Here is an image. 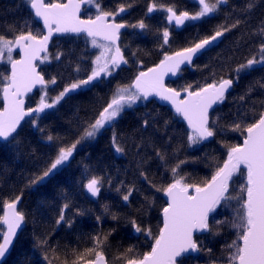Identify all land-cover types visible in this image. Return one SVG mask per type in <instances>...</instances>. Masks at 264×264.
I'll list each match as a JSON object with an SVG mask.
<instances>
[{
  "label": "trees",
  "instance_id": "trees-1",
  "mask_svg": "<svg viewBox=\"0 0 264 264\" xmlns=\"http://www.w3.org/2000/svg\"><path fill=\"white\" fill-rule=\"evenodd\" d=\"M151 1L99 0L105 11H115L120 5H125L127 14L123 18L124 23L131 25L143 20L148 25L146 31L126 27L121 34L119 46L128 60L127 66L95 81L94 86L71 93L54 108L26 119L14 140L0 142V215H3L2 201L11 200L21 193L18 210L25 213L23 229L4 264H49V259L52 264H62L65 259L74 258L73 249L83 251L93 247L94 236H103L113 229L102 249H99L103 251L107 264H123L122 254L130 246H134L136 253L150 250L152 238L146 239L145 233L135 232L130 221L134 219L141 228H150L153 236L158 234L162 208L166 204L163 193L151 185L155 184L158 188L171 182V168L180 161H187L177 169L179 175L186 177V182H199L210 177L217 163H222L226 157L223 144L242 141L239 133L227 127L236 118L237 109L244 111L256 105L259 111L260 102L264 101V66L260 65L249 73H241L226 100L210 113V120L220 117L218 134L193 148L187 142L185 125L168 108L153 100L144 102L141 99L126 107L114 124L106 126L95 139L77 145L70 162L51 179L41 185L29 186L30 180L50 165L59 147L70 146L82 135L84 128L106 106L118 85L130 84L140 71L158 64L165 52L171 54L190 46L196 40L211 35L218 25L232 24L237 19L242 21L239 27L226 33L216 45L202 53L189 68L181 69L175 81L167 83V86L177 90L189 84L203 86L221 77L235 78L233 70L236 66L254 54L258 55L262 38L257 30L264 27V0H254V8L247 12L244 11L247 0H227L213 17L190 21L179 32L167 26L161 16L147 17L146 8ZM154 2L158 6H175L179 11L190 13L198 10L189 6L188 0ZM129 4L131 7H127ZM96 12L95 5H90L81 17H94ZM34 20L24 0H0V34L11 38L8 29L15 27L19 31L26 21L34 33L43 31ZM165 27L170 32V39L161 49V34ZM57 52L64 54L59 61L54 59ZM47 54L50 59L39 65V71L46 80L57 77V83L48 85L46 89L48 97L52 98L66 84L85 79L91 72L93 60L100 53L85 36H64L51 41ZM17 57L14 49L12 58ZM77 66L79 72L76 71ZM8 68L5 57L0 61V73L8 75ZM2 87L0 84V89ZM250 87L251 92L248 91ZM246 93V103L239 101L238 98ZM41 95L42 90H39L27 97L26 108L36 107ZM33 119L37 120L38 127L32 126ZM145 120L148 121L147 126L144 125ZM114 132L117 143L124 149L123 153L114 151ZM49 134L55 137L51 142L46 139ZM141 172L146 174L147 180L140 175ZM92 176L102 179L101 191L96 197L84 188L87 179ZM243 183L245 170L241 169L230 183L232 195L237 194ZM130 187L136 190L125 202L122 196ZM65 203L70 205L65 210V220L72 221L71 227L66 222L56 224ZM236 207L234 201L230 207L219 206L209 218L210 226L216 219L231 220ZM114 215L117 217L115 220L112 218ZM97 217H100L99 221ZM44 237L48 238L50 249H55V252L47 251L48 259H45V249L38 244V240ZM236 238V230L230 226L221 228L218 236L209 232L196 235L194 239L203 248L212 249L211 256L202 251L185 258L183 264H213V260L215 264H226L225 260L216 258L221 257L225 243H231Z\"/></svg>",
  "mask_w": 264,
  "mask_h": 264
},
{
  "label": "snow or ice",
  "instance_id": "snow-or-ice-1",
  "mask_svg": "<svg viewBox=\"0 0 264 264\" xmlns=\"http://www.w3.org/2000/svg\"><path fill=\"white\" fill-rule=\"evenodd\" d=\"M85 0H24V4L30 9V16L34 22L42 21L43 31L33 32L30 24L26 21L19 31L10 27L8 33L11 38L0 34V61L5 57L11 65L9 75L0 73V84L3 85V108H0V139L4 141L14 140L18 135V128L26 116L44 113L46 109H52L71 93L87 86H94V82L112 73L121 64H127L121 48L118 44L121 29L132 27L141 30L148 29L143 20L136 24L117 23L116 17L126 11L125 5H120L115 11H105L99 3H96V15L87 19L80 16L81 3ZM91 3L92 0H87ZM199 10L195 13L179 11L175 6L164 8L168 24L180 27L189 21H201L211 18L227 0H196ZM255 6L254 0H247L244 11L247 12ZM131 7V5H127ZM164 6H159L163 8ZM156 3H152L147 13L159 10ZM242 21L237 19L232 24L218 25L211 35L205 36L183 47L171 54L164 53L163 59L147 71H140L134 80L127 85H118L106 106L99 111L94 121L89 123L82 135L70 146L59 147L55 158L41 174L36 175L29 182L31 185H41L51 179L73 158L77 145L82 141L92 140L97 137L106 126L114 124L116 118L126 107H131L137 101L147 100L150 96H157L167 101L174 109L175 114L187 122V142L189 146L200 144L214 138L219 131L218 123L220 117L210 120V109L214 105L223 103L227 93L234 83L240 78L241 73H249L256 70L255 66H264V27L257 30L262 38L258 47V55H253L240 63L233 70L235 78L221 77L203 86L192 84L182 87L169 88L165 86L164 78L168 74L176 75L181 70V65L191 64L193 57L207 51L219 38L233 29L239 27ZM27 29V30H25ZM83 34L90 39L94 47L101 49L100 54L93 60V67L85 79H79L66 84L63 89L52 98L47 95V86L55 85L57 77L45 79L44 75L37 70L35 61L40 59L41 63L49 61L47 54L49 42L54 35ZM163 43L161 49L169 43L170 32L167 27L162 31ZM102 38L103 43L98 41ZM14 49H19L21 56L19 60L12 58ZM44 54L43 56L41 54ZM64 54L57 52L54 59L59 61ZM135 56V53H133ZM76 71L79 72V66ZM37 85L42 90L36 107L25 109L23 97L32 91ZM264 87V85H262ZM251 87L248 89L251 92ZM246 96L241 95L238 99L246 103ZM243 104L241 107L243 108ZM235 119L230 126L232 132L239 133L242 142L235 144H223L226 157L222 163H217L210 177L199 181L188 183L186 177L179 175L177 169L187 161H180L171 168V182L156 188L166 197V206L162 208V227L158 234L153 236L150 228H141L136 220H131L135 232L145 233V238H152L148 251L136 253L134 246H130L122 254L123 264H183L184 259L191 254L202 251L210 256L212 249H205L201 243L194 239V233L207 231L213 236L220 235V229L230 226L236 230L237 238L231 243H225L222 248L221 257L216 259L225 260L226 264H264V101L260 102L259 111L256 105L251 109L240 111L237 109ZM33 127H38L36 119L31 121ZM167 123V122H166ZM148 125V121H144ZM43 132V129H40ZM48 141H53V135H47ZM112 146L117 153H123L124 149L117 143L115 132L112 137ZM159 156L160 154L157 153ZM163 159V157H161ZM246 168L245 183L240 185L236 195H232L230 182L234 175ZM140 175L147 180L144 172ZM102 179L92 176L87 179L84 188L92 195L98 196L101 191ZM136 189L130 187L122 200L129 201L130 196ZM120 191V189H117ZM22 193L11 200L2 201L3 215H0V229L6 226V231H0V264L10 254L14 247V239L17 238V230L25 221V213L18 210ZM147 199V198H146ZM237 207L231 220H214L209 224V216L216 213L218 206L230 207L232 202ZM70 205L63 204L56 224L66 222L69 227L72 221L65 220V210ZM114 220L117 217H112ZM100 220V217H97ZM111 231H114L111 230ZM111 231L103 236L97 235L92 238L93 247L85 248L83 251L72 250L71 260L65 259L62 264H107L102 250L103 245L111 235ZM40 247L45 249V259H48L47 251L50 249L47 237L38 240ZM58 259V258H57ZM49 264L52 261L49 259ZM215 264V260H213Z\"/></svg>",
  "mask_w": 264,
  "mask_h": 264
},
{
  "label": "water",
  "instance_id": "water-1",
  "mask_svg": "<svg viewBox=\"0 0 264 264\" xmlns=\"http://www.w3.org/2000/svg\"><path fill=\"white\" fill-rule=\"evenodd\" d=\"M89 2H87V0H85V2H83V3H81V7H80V16L82 15V13H83V10H84V7L88 4ZM121 15V14H120ZM82 18V17H81ZM35 19V18H34ZM82 19H85V18H82ZM166 23L168 24V22H167V19H166ZM187 23V22H186ZM39 24H40V26H41V28H42V30H43V24H42V21L41 22H39ZM168 25H170V24H168ZM186 25V24H185ZM185 25H183V26H180V27H176L175 25H174V23L173 24H171V26H173L174 27V29L176 30V31H181L184 27H185ZM126 30V28H123V29H121V32H120V35H121V33L122 32H124ZM64 36H71V37H79V36H84L83 34H81V35H76V34H70V35H60V34H58V35H54L53 36V38H52V40L54 39V38H58V37H64ZM86 37V36H85ZM89 39V38H88ZM221 38H219L213 45H211L210 47H209V49L208 50H210L214 45H216V43L220 40ZM51 40V41H52ZM51 41L49 42V45H48V49H49V46H50V44H51ZM98 41L99 42H103L102 41V38H98ZM119 41H120V39H119ZM119 41H118V44H119ZM48 49H47V53H48ZM16 50V52H17V54H18V58L17 59H15V60H19L20 59V56H21V52H20V50L19 49H15ZM207 50V51H208ZM204 52H206V51H204ZM204 52H202V53H204ZM202 53H200V54H198L197 56H195V57H193V61H192V63L202 54ZM42 56L44 55L43 53L41 54ZM35 63L37 64V70L39 71V65L38 64H40L41 62H40V59H37L36 61H35ZM191 63V64H192ZM191 64H184V65H181V69H183V68H189L190 66H191ZM127 66V64H121L120 65V67L118 68V69H120V68H123V67H126ZM154 67V66H153ZM9 73H8V75L10 74V72H11V65L9 64ZM143 71H147V69L146 70H143ZM180 72V71H179ZM179 72L176 74V75H172L171 73L170 74H168V75H166L165 76V78H164V83H165V86L166 87H169V86H167V83L168 82H172V81H175L177 78H178V76H179ZM134 80V79H133ZM169 88H171V87H169ZM39 90H41V88H40V86L39 85H37L36 87H34L33 89H32V91L31 92H29V93H27L24 97H23V99H24V106H25V109H27L26 108V98L27 97H29V96H32L36 91H39ZM232 90V88L229 90V92ZM228 92V93H229ZM227 93V94H228ZM1 100H2V108H3V104H4V101H3V93H1ZM144 102H149V101H151V100H153V101H155L158 105H160V106H162V107H166V108H168L170 111H171V113L177 118V119H179L184 125H185V127H186V129H187V122L182 118V117H180V116H178L177 114H175V112H174V109L172 108V106L167 102V101H163V100H161L159 97H157V96H150L147 100H144V99H142ZM219 104H217V105H214L213 106V109H210V112H209V115H210V113L218 106ZM35 115H32V116H26L25 118H24V120H22L21 121V124L26 120V119H29V118H31V117H34ZM19 129V128H18ZM211 139V138H210ZM209 139V140H210ZM208 140V141H209ZM0 142H4V140H2V139H0ZM205 142H207V141H204V142H201V143H205ZM242 142V141H241ZM241 169H243V170H245V177H246V168H245V166H241ZM238 173V172H237ZM236 173V174H237ZM235 174V175H236ZM235 175H234V177H235ZM231 183V182H230ZM88 192V191H87ZM92 196V195H91ZM94 197V196H93ZM96 197V196H95ZM163 198H164V200H165V204H166V197L164 196V194H163ZM19 205H20V203H18V208H19ZM166 206V205H165ZM219 207V206H218ZM213 214V213H212ZM210 216H211V214H210ZM210 216H209V218H210ZM23 226H24V223L21 225V228L20 229H18L17 230V238H18V236H19V234H20V232H21V230L23 229ZM160 227H162V212H161V226ZM3 231H6V226H4L3 228ZM207 233V231H203V232H196V233H194V238H195V236L196 235H204V234H206ZM17 238H15L14 239V244H15V242H16V240H17ZM1 239H2V237H1ZM12 251V250H11ZM11 253V252H10ZM195 255H197V254H191V256H195ZM9 256V254L7 255V257ZM7 257H6V259H7ZM5 259V260H6ZM106 259V258H105ZM178 261H179V258H178Z\"/></svg>",
  "mask_w": 264,
  "mask_h": 264
},
{
  "label": "flooded vegetation",
  "instance_id": "flooded-vegetation-1",
  "mask_svg": "<svg viewBox=\"0 0 264 264\" xmlns=\"http://www.w3.org/2000/svg\"><path fill=\"white\" fill-rule=\"evenodd\" d=\"M98 1L99 0H92V2L91 3H88L85 7H84V9L85 8H87V7H89L90 5H96V3H98ZM154 1H156V0H153V2L151 1L150 3H148L147 4V8L146 9H148V7L152 4V3H156L157 4V2H154ZM95 2V3H94ZM94 3V4H93ZM188 5L189 6H195L196 7V9H198L199 10V6H198V4H197V2H196V0H188ZM226 5V3L225 4H223L222 6H225ZM157 6H158V4H157ZM158 8H159V6H158ZM164 8H166V7H163V8H159V10L158 11H154L153 13H147V17H154V16H157V17H162V18H164V20H165V22H166V12L164 11ZM197 10V11H198ZM127 14V10L124 12V13H121V15H119V16H117L116 17V22L117 23H124L123 22V18H124V16ZM190 22V21H189ZM187 24V23H186ZM166 25L167 26H169V27H171V28H173L174 29V27L173 26H171V25H168L167 23H166ZM186 26V25H185ZM175 30V29H174ZM176 31V30H175ZM177 32H179V31H177ZM123 33V32H122ZM121 33V34H122ZM121 36V35H120Z\"/></svg>",
  "mask_w": 264,
  "mask_h": 264
},
{
  "label": "rangeland",
  "instance_id": "rangeland-1",
  "mask_svg": "<svg viewBox=\"0 0 264 264\" xmlns=\"http://www.w3.org/2000/svg\"><path fill=\"white\" fill-rule=\"evenodd\" d=\"M95 1V0H94ZM95 3V2H94ZM93 3V4H94ZM188 23V22H187ZM96 49H97V51L100 53V51H101V49L99 48V47H95ZM139 101H137L136 103H138ZM135 103V104H136ZM197 145H199V144H197ZM197 145H192V146H190L191 148H193V147H196Z\"/></svg>",
  "mask_w": 264,
  "mask_h": 264
}]
</instances>
